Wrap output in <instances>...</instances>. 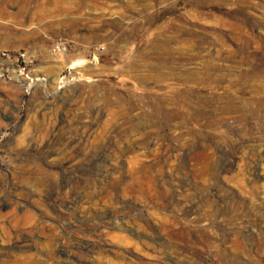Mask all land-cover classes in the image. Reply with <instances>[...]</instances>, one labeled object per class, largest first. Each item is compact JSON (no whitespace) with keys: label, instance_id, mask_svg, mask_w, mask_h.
I'll list each match as a JSON object with an SVG mask.
<instances>
[{"label":"rangeland","instance_id":"rangeland-1","mask_svg":"<svg viewBox=\"0 0 264 264\" xmlns=\"http://www.w3.org/2000/svg\"><path fill=\"white\" fill-rule=\"evenodd\" d=\"M0 264H264V0H0Z\"/></svg>","mask_w":264,"mask_h":264},{"label":"built area","instance_id":"built-area-1","mask_svg":"<svg viewBox=\"0 0 264 264\" xmlns=\"http://www.w3.org/2000/svg\"><path fill=\"white\" fill-rule=\"evenodd\" d=\"M19 56L22 57V58H24L23 60L25 61V54L20 53ZM19 56H14V57H15V59H19ZM36 80L37 81H40L39 78H36ZM43 80H44V78H43ZM31 82L33 83V79H30V83L23 84V87L25 88V93H27V94H30V92H31V89H32Z\"/></svg>","mask_w":264,"mask_h":264},{"label":"bare ground","instance_id":"bare-ground-1","mask_svg":"<svg viewBox=\"0 0 264 264\" xmlns=\"http://www.w3.org/2000/svg\"><path fill=\"white\" fill-rule=\"evenodd\" d=\"M197 8V7H196ZM195 8V9H196ZM21 244H23V243H21ZM20 244V242L19 243H17V245L15 246V247H17L16 249H18V250H21L24 246L23 245H21ZM14 250V249H13ZM56 251V250H55Z\"/></svg>","mask_w":264,"mask_h":264}]
</instances>
